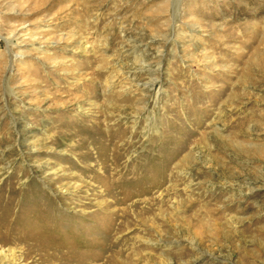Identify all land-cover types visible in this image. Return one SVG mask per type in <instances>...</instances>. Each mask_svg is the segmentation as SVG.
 <instances>
[{"label":"rangeland","instance_id":"374dc122","mask_svg":"<svg viewBox=\"0 0 264 264\" xmlns=\"http://www.w3.org/2000/svg\"><path fill=\"white\" fill-rule=\"evenodd\" d=\"M264 264V0H0V264Z\"/></svg>","mask_w":264,"mask_h":264},{"label":"bare ground","instance_id":"6f19581e","mask_svg":"<svg viewBox=\"0 0 264 264\" xmlns=\"http://www.w3.org/2000/svg\"><path fill=\"white\" fill-rule=\"evenodd\" d=\"M87 264H127L126 262L123 261H117L115 259V255L109 254L106 256H100L97 258H92V261L88 262Z\"/></svg>","mask_w":264,"mask_h":264}]
</instances>
